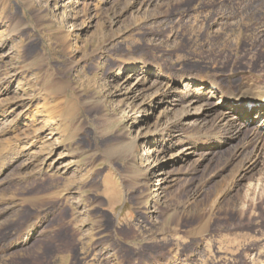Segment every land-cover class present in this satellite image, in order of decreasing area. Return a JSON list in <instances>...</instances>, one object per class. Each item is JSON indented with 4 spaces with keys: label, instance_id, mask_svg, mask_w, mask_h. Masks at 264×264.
Masks as SVG:
<instances>
[{
    "label": "rangeland",
    "instance_id": "1",
    "mask_svg": "<svg viewBox=\"0 0 264 264\" xmlns=\"http://www.w3.org/2000/svg\"><path fill=\"white\" fill-rule=\"evenodd\" d=\"M254 80L264 0H0V264H264V131L219 104Z\"/></svg>",
    "mask_w": 264,
    "mask_h": 264
},
{
    "label": "bare ground",
    "instance_id": "2",
    "mask_svg": "<svg viewBox=\"0 0 264 264\" xmlns=\"http://www.w3.org/2000/svg\"><path fill=\"white\" fill-rule=\"evenodd\" d=\"M71 38H73L71 35H67L65 37V39L63 40V45L66 46L67 44H69L71 41ZM75 46L77 49V44ZM143 68H144V70H143ZM141 72H142V74L145 73V75L143 76V78H139V81H140V83H138L139 86L146 85V83H148L147 81L149 79V77H148L149 75L152 77L154 76V78H159L161 76L160 71L153 72V69L150 68L149 65H146L142 61L136 62L132 66V68H128V71L124 75H119V76H123L124 84H126L130 80V78H132L137 73L141 74ZM260 79H261V77H260ZM253 82H255V83H251L246 89L240 90L241 94H242V96H241L242 98H240L239 100H236L234 98H226L225 97L219 103L220 106H226L227 107V110L224 112V117H223L224 120H222V121L227 120L229 123H231L229 125L232 126L231 129H233L234 132L242 133L243 130L247 127V125L250 124V122H252L253 120L257 121V123H258L257 128L258 129L264 130V84H260L259 81H255V80ZM182 83H183V81L180 82V84H182ZM172 84H174V82H172V81H170V82L167 81V84H163V85L161 83L157 84V86L162 87V89H160L158 92L159 95H158L157 99L155 100V101H157V103L159 101L158 104H161V102H163V99L170 97V94L172 93L171 92ZM181 86H182L181 90L178 91V93L181 95H183L187 92L188 93L189 92L190 93L191 92L192 93H198L201 90V86L203 89L205 88L204 85H201L199 83L182 84ZM205 90L207 91V93L208 92L212 93L214 88H211V87L205 88ZM131 93H134V89L128 90L126 92L127 95H131ZM213 93H215V92H213ZM129 98H131V97H129ZM168 103H170V102H168ZM225 115H227V116H225ZM46 122H50V121L47 120ZM136 122L137 121H134V123H136ZM51 124H54V123H52V121H51ZM166 128H168V127L166 126L165 129ZM43 130L48 131V129H46V128H44ZM255 134L258 135V133H255ZM136 138L137 137L133 138L130 141V143L126 146V152L123 153V156L121 158L124 159L127 157V158L131 159V161H132L131 162V165H132L131 168H132L133 174L138 173L139 175L147 176L149 171H153L155 169H158L159 167H158L156 162L151 161V160L148 161V163L146 165H144L143 167L139 164V159L137 156V151H138L139 146L137 145ZM1 141H3V140H1ZM149 154H151V153H144L143 156H148ZM257 164H259V163L256 161L254 164L250 165V168L251 167H254V168L257 167L258 166ZM145 167H146V170H144ZM159 182H162V180L160 178H159ZM157 186H160V183H158ZM160 190L161 189H155L154 192H156V191L158 192ZM110 199H112V197Z\"/></svg>",
    "mask_w": 264,
    "mask_h": 264
},
{
    "label": "crops",
    "instance_id": "3",
    "mask_svg": "<svg viewBox=\"0 0 264 264\" xmlns=\"http://www.w3.org/2000/svg\"><path fill=\"white\" fill-rule=\"evenodd\" d=\"M119 180H120L119 177H116L114 174L113 175L108 174V176L104 175L102 177V185H101L103 192L101 196L102 199L106 201L108 197L112 194L115 196H120L122 199V195L120 193L121 187L119 184ZM105 259H107V256L105 257Z\"/></svg>",
    "mask_w": 264,
    "mask_h": 264
}]
</instances>
